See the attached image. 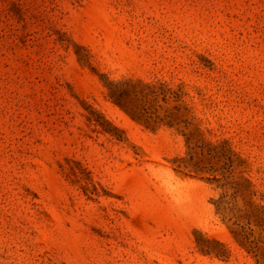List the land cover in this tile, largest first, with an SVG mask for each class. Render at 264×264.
Segmentation results:
<instances>
[{"label": "rangeland", "instance_id": "obj_1", "mask_svg": "<svg viewBox=\"0 0 264 264\" xmlns=\"http://www.w3.org/2000/svg\"><path fill=\"white\" fill-rule=\"evenodd\" d=\"M0 264H264V0H0Z\"/></svg>", "mask_w": 264, "mask_h": 264}]
</instances>
